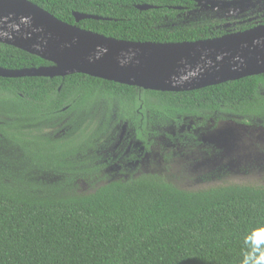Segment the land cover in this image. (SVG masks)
Returning a JSON list of instances; mask_svg holds the SVG:
<instances>
[{
  "label": "trees",
  "instance_id": "obj_1",
  "mask_svg": "<svg viewBox=\"0 0 264 264\" xmlns=\"http://www.w3.org/2000/svg\"><path fill=\"white\" fill-rule=\"evenodd\" d=\"M28 1L117 40L210 39L204 26L176 25L189 0ZM49 65L0 44V68ZM217 114L264 119V74L182 93L82 74L0 78V264H241L245 235L264 225V185L182 190L161 173L111 179L100 161L109 133L125 129L130 147L148 150L146 134L189 120L200 132Z\"/></svg>",
  "mask_w": 264,
  "mask_h": 264
},
{
  "label": "water",
  "instance_id": "obj_2",
  "mask_svg": "<svg viewBox=\"0 0 264 264\" xmlns=\"http://www.w3.org/2000/svg\"><path fill=\"white\" fill-rule=\"evenodd\" d=\"M247 2L207 3L221 8ZM73 17L76 23L101 19L78 13ZM0 44L50 63L30 69L0 68V78L82 74L145 91L182 93L264 74V25L195 42H129L63 23L28 0H0Z\"/></svg>",
  "mask_w": 264,
  "mask_h": 264
},
{
  "label": "rangeland",
  "instance_id": "obj_3",
  "mask_svg": "<svg viewBox=\"0 0 264 264\" xmlns=\"http://www.w3.org/2000/svg\"><path fill=\"white\" fill-rule=\"evenodd\" d=\"M247 7L202 9L195 14L181 16L176 25L193 27L209 19L227 21L255 11L246 10ZM219 118V124L200 131L195 137L186 135L193 124L190 120L184 131L162 129L157 130L156 136L148 134L146 140L152 137L154 147L147 150L135 144L132 154L136 158L133 161H128L131 150L125 141L124 145H119V141L108 136L105 145L113 158L107 171L113 179L126 178L127 174L162 173L174 184L179 183L182 190L233 184L264 185V120ZM152 129L154 126H150L149 130Z\"/></svg>",
  "mask_w": 264,
  "mask_h": 264
},
{
  "label": "flooded vegetation",
  "instance_id": "obj_4",
  "mask_svg": "<svg viewBox=\"0 0 264 264\" xmlns=\"http://www.w3.org/2000/svg\"><path fill=\"white\" fill-rule=\"evenodd\" d=\"M189 1H191V0H189ZM202 1L203 2H201L198 5L194 1H191L193 3V9L191 11L187 10V11L181 12L178 15V17L180 18L181 16H184V15L195 14L198 11H201L202 9L203 10H211V9L217 10V9L234 8V7H237V6H246V7L248 6L247 7L248 9L246 8V10H252V9L255 10V11L249 13V14H245L244 16H242L240 18H236V19H230V20H227V21H223V20H220V19H209L208 21H205V22H202V23L198 24L200 26L206 27L205 28L206 29V33H208L210 39L219 38V37H222V36H225V35H230V34L244 32V31H247V30H250V29H253V28H256V27H260V26L264 25V6H262V3L264 4V0H248V2L243 4V5L221 7V8H211L210 4H208L207 2H209V1L210 2H219V1L233 2V1H236V0H202ZM183 9H185V8H181V7L176 8V10H178V11H181ZM198 25H195V26H198ZM219 116H227V115H224V114H219L218 115L217 114L216 119L218 120V122L216 120L215 124H217V123L219 124L220 123ZM230 117H234V116H230ZM234 118H241V117H234ZM208 120H209V118H208ZM208 120L204 124V129L202 131H205L208 128H213L215 126V124L212 123L213 120H210V121H208ZM248 120H253V119H248ZM262 120H264V119H262ZM190 121H192V120H190ZM186 123L187 122H184L182 125L178 126L177 128H175V129L171 128V129L173 131L183 129V131H184L185 128H186ZM195 127H197V125H196L195 122H193V124L190 126V128L188 130V133L186 134L187 137L188 136L189 137H195L198 133H201L199 131L194 130ZM124 130L120 134L119 133L114 134L113 132L109 133V134H107V137L109 136V139H113L114 138V140L116 142L119 141L118 142L119 145H120V143L122 145L123 141H125L126 147L129 150H131V154L128 155L129 156L128 157V159H129L128 161H133L136 158L132 154L134 152L133 148H134L135 144L140 145L141 149H144V147H142L140 143H135L133 146L130 147V134L126 133V131H124ZM123 136H125L127 138V140L126 139L123 140ZM164 136H166V134H164ZM145 137H147V134L145 135ZM123 145H124V143H123ZM112 158L113 157L111 155H107L106 157L102 158L100 161H104L106 164H108V168H109L111 166V163H112ZM93 160H95V159H93ZM108 174H109V172H108ZM140 174H142V173H140ZM137 175L133 176V175L127 174L126 178H122V176H121L119 178L115 177V179H127L129 176L135 177ZM109 176H110V174H109ZM111 179H113V178H111ZM178 184H174V185H176L178 188H180L178 186ZM220 186H225V185H219L217 187H220Z\"/></svg>",
  "mask_w": 264,
  "mask_h": 264
},
{
  "label": "clouds",
  "instance_id": "obj_5",
  "mask_svg": "<svg viewBox=\"0 0 264 264\" xmlns=\"http://www.w3.org/2000/svg\"><path fill=\"white\" fill-rule=\"evenodd\" d=\"M244 244L246 248L241 264H264V225L246 234Z\"/></svg>",
  "mask_w": 264,
  "mask_h": 264
}]
</instances>
